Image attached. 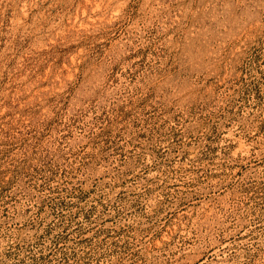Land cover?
<instances>
[{"label":"rangeland","instance_id":"1","mask_svg":"<svg viewBox=\"0 0 264 264\" xmlns=\"http://www.w3.org/2000/svg\"><path fill=\"white\" fill-rule=\"evenodd\" d=\"M0 264H264V0H0Z\"/></svg>","mask_w":264,"mask_h":264}]
</instances>
